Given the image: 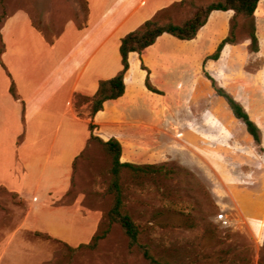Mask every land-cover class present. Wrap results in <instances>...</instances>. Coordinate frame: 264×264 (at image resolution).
Segmentation results:
<instances>
[{"label": "rangeland", "instance_id": "374dc122", "mask_svg": "<svg viewBox=\"0 0 264 264\" xmlns=\"http://www.w3.org/2000/svg\"><path fill=\"white\" fill-rule=\"evenodd\" d=\"M217 1L187 0L153 19L179 24ZM86 12L85 0H0V264H149L108 219L114 202L111 159L98 142L88 144L90 124L102 137L91 117L94 97L75 93L68 99L75 72L44 87L41 126L27 113L30 81L38 83L47 65L36 42L24 33L22 45L19 34L31 27L53 45L69 24L82 27ZM241 24L239 51L230 56H239L242 68L216 64L205 70L260 127L263 150L244 124L233 120L234 136L227 129L212 134V143L200 133L150 134L149 141L163 151L151 164L159 171L121 173L124 208L139 226L140 243L170 264H264V6L255 17L258 53L250 49L251 21ZM201 74L213 100L197 103L199 108L225 116L227 103L216 95L204 67ZM69 106L70 116L61 117ZM51 146L56 164L41 176ZM104 233L95 248L81 247Z\"/></svg>", "mask_w": 264, "mask_h": 264}, {"label": "crops", "instance_id": "0c3cea01", "mask_svg": "<svg viewBox=\"0 0 264 264\" xmlns=\"http://www.w3.org/2000/svg\"><path fill=\"white\" fill-rule=\"evenodd\" d=\"M85 1V24L82 27L69 24L53 45H48L31 27L23 29L22 33L18 28L20 42L21 35L25 33L23 37L36 42L42 51L40 57L46 58L47 66L42 71L44 77L38 83L30 81L31 92L25 98L31 102L27 113L36 118L35 125L39 124L38 113L46 111L38 103L43 102L39 95L44 94V87L48 83L60 84L67 71H72L75 74L71 79L68 99L71 100L75 93L95 97L101 81L114 78L122 70L121 40L163 10L187 0ZM261 6H264V0H260L255 17ZM233 16L234 11H214L195 39L184 41L163 34L142 53H130L124 95L106 101L103 110L93 118L96 129L102 134L100 138L105 141L115 138L121 143L122 162L134 165L158 163L163 151L158 143L149 141L150 134L200 133L207 135L206 141L211 143L212 134L223 135L227 129V133L234 136L230 124L237 119L230 110L224 116L222 112L203 105L199 108L197 104L213 100V89L203 79L201 72L206 58L214 54L220 43L229 36ZM257 36L261 40L258 27ZM238 51V44L226 45L221 57L217 61H207L206 66L221 64L224 69H240L244 62L239 56L233 59L230 56ZM148 74L151 85L161 94L151 92L146 87ZM61 115L70 116V106L63 108ZM27 148L23 147L21 152L26 167H29L24 154ZM51 156L52 149L42 160L41 176L45 169L54 170L56 163L51 161Z\"/></svg>", "mask_w": 264, "mask_h": 264}, {"label": "trees", "instance_id": "16d2710c", "mask_svg": "<svg viewBox=\"0 0 264 264\" xmlns=\"http://www.w3.org/2000/svg\"><path fill=\"white\" fill-rule=\"evenodd\" d=\"M185 2V1H184ZM260 0H218L207 6H200L196 8L193 14L185 21L177 24L172 20L164 23H160L155 19L146 21L139 29L127 34L121 40L120 54L122 59V70L117 76L110 80L101 81L98 92L92 100L91 117L103 110L104 103L109 100H116L122 97L125 93V74L129 70V55L130 53H142L143 50L149 46L155 44L157 39L163 34H169L176 37L179 40L190 41L197 37L200 29L205 26L209 16L214 11H234V16L231 24V31L229 36L224 39L218 46L216 52L206 58L204 62L205 77L212 83V87L218 97H221L227 103L233 116L244 124L247 133L253 138L257 146L262 145V131L260 127L252 120L249 113L245 110L243 105L239 103L231 94L226 92L223 88L218 87L216 81L207 73L205 65L207 61H217L226 45H235L238 43L237 30L242 27L241 21L248 20L252 23V29L247 31V35L250 43V49L254 53L259 52V39L257 36V30L255 25V12ZM183 3V2H182ZM243 27L245 25L243 24ZM243 28V29H244ZM5 49V46H4ZM2 65L6 66L2 63ZM145 68V67H143ZM149 73V71H148ZM13 82V81H12ZM146 87L149 91L161 94L160 91L155 89L150 83V76L148 74L146 78ZM11 93L17 98L15 93V84L11 87ZM95 126L90 124V138L89 142H98L106 154L111 159L109 182V193L114 196L113 206L108 214V219L111 224H119L123 230V233L128 239L129 248L139 250L149 264H170L168 261L162 258H156L146 245L140 243V229L134 222L133 218L124 208V195L121 186V173L123 170H130L134 173H156L159 168L154 165H134L131 163H124L121 161L122 157V145L121 143L112 138L108 141L94 134ZM77 159L75 160V162ZM75 168V163H74ZM106 233L102 236H95L91 243L83 244L81 247L95 248L98 242L104 238Z\"/></svg>", "mask_w": 264, "mask_h": 264}]
</instances>
